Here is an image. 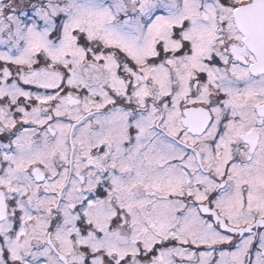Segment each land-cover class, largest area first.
Segmentation results:
<instances>
[{"label":"snow or ice","instance_id":"1","mask_svg":"<svg viewBox=\"0 0 264 264\" xmlns=\"http://www.w3.org/2000/svg\"><path fill=\"white\" fill-rule=\"evenodd\" d=\"M0 264H264V0H0Z\"/></svg>","mask_w":264,"mask_h":264}]
</instances>
